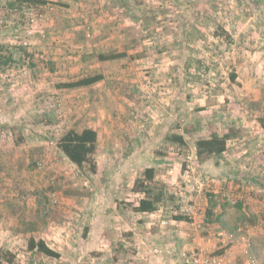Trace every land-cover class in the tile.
Returning <instances> with one entry per match:
<instances>
[{
	"label": "rangeland",
	"instance_id": "rangeland-1",
	"mask_svg": "<svg viewBox=\"0 0 264 264\" xmlns=\"http://www.w3.org/2000/svg\"><path fill=\"white\" fill-rule=\"evenodd\" d=\"M8 1L13 0H0V264H114L120 231L128 233L124 230L138 227L143 220L130 216L133 202L125 200L116 201L126 211L121 216L113 215L107 203L94 208L97 195L107 194L120 175L116 170L110 174L107 160L97 153L94 159L100 161L104 173L93 174L89 165L79 169L71 164L57 147L64 120L60 102H53L56 108L46 105L42 109L37 99L45 97L51 104L55 100L48 96L54 95V86L68 82L71 75L76 79L96 71L93 61L102 51L108 55L113 48L120 49L112 43L117 29L114 6L120 1L46 0L47 4L35 6L19 1L13 8L7 6ZM129 7L124 6L121 18L126 24L127 16L131 17L132 26L121 23V28L126 38H132L137 53L120 67L139 76L130 77L134 81L128 98L132 106L120 126L142 135L144 141L138 142V148L147 143L154 152L152 159L160 161L174 153L175 143L170 140L174 135L185 140L179 148L192 151L197 139L232 125L239 134L250 133L241 124L246 116L264 121V0H136ZM103 37L108 39L106 44L100 43ZM10 53L12 61L7 60ZM164 117L174 120L167 123ZM48 123L55 128L46 129ZM257 126L252 131L255 135L262 130ZM39 130L53 132L49 147L56 171L46 184L51 187L50 196L43 194L49 198L47 212L42 219L35 215L36 221H24L18 217L16 200L28 201L37 194L22 180L23 175L34 174L33 159L22 149L35 135H42ZM126 144L133 145L130 139ZM149 182L145 173H137L133 189L146 191L151 199L160 197L162 214L157 217L162 224L167 220L163 215L172 214L175 204L169 209L170 193ZM129 196L124 199L136 200ZM63 198L72 200L67 218L57 212L60 205L64 208ZM103 207L107 216L101 213ZM24 229L34 235L23 234ZM31 239L44 241L60 256L30 250ZM167 249L155 247L153 252L175 255Z\"/></svg>",
	"mask_w": 264,
	"mask_h": 264
},
{
	"label": "crops",
	"instance_id": "crops-1",
	"mask_svg": "<svg viewBox=\"0 0 264 264\" xmlns=\"http://www.w3.org/2000/svg\"><path fill=\"white\" fill-rule=\"evenodd\" d=\"M119 1L120 4L116 3L114 6L117 16L113 24L117 25V29L113 30L112 43L113 45H120V49L113 48L111 54L124 53V56L105 61L98 58L99 61H93L94 64L92 65H96L94 67L96 71L77 76L76 79L75 75H71L68 77V82L60 84L72 83L92 76H102L100 81L90 86L63 88L60 85L58 87L53 85L52 94L54 95L50 94L48 97L55 101H50L51 104H47L45 97L40 96L37 99L38 106L42 109L46 105H49L50 108L51 106L56 108V103L53 102H60L63 108L64 120L61 122L63 131L59 138L71 129L81 132L89 128L97 132V154L107 160L104 161L108 166L107 171L111 174L116 170V173L120 175V179L114 183L112 189L107 190V194L97 195L94 208L99 210L101 203L103 205L107 203V208L113 210V215L116 216L126 214L123 206L119 207L116 201L133 202L132 206L136 207L139 201L145 198L144 192L135 191L133 188L137 173H145L148 168L155 169L154 179L149 184L154 182L173 196L171 186L161 178L168 168L175 167L183 150L177 144H174L171 149L174 150V153L167 154L163 158L164 160L159 161L154 157L152 159L154 152L151 151V146L143 143L142 147L138 148V142L144 141L142 135L121 128L120 123L126 119L127 111L132 106L128 98H130L131 92L129 88H133L134 81L130 77L139 76V74L134 70L131 71L130 68L123 69L120 67L125 61L134 59L137 53L132 38L129 35L126 38L124 29L121 28V15L126 9L124 6L129 5V9H131L136 0ZM127 17L130 18L128 23L124 24L123 22L122 24L131 28L132 18ZM254 24H251V28L255 27ZM256 26H258V23ZM107 41L108 39L105 38L100 43L106 44ZM121 45H123V49H121ZM102 53L107 55L109 52L102 51ZM39 81L44 83L45 79ZM49 83L51 85V81ZM49 89L51 88L49 87ZM253 103V106H259V103L257 104L255 101ZM251 112H253L252 109ZM162 120L169 123V120L174 119L164 117ZM236 123L239 124V122ZM241 124L248 128L250 133L239 134L231 129V127L234 128V125H232L223 132L219 131L211 134L209 137L213 135L227 136V149L221 157L211 158L204 163L198 161L197 169L202 178L207 179L209 183L208 188L199 197V205L206 218L204 229L197 231L192 224L179 220L180 218L174 216L173 213L163 215L168 220V225L163 226L157 217L162 214V207H158V210L153 213L129 211L128 213H132L130 216L133 215L137 220L143 221H140L138 227L124 230L128 233L123 234V231H120L121 235L119 234V236L121 238H119V243L115 247L118 249H114V255L116 256L114 264H179L182 259L181 251L186 252L194 248L204 249L209 253L218 251V254L223 257L224 264H264V121L253 116H246L241 120ZM255 124L256 126L260 125L262 129L258 135L252 132L258 127ZM254 126L255 128H253ZM45 128L52 130L55 127L48 123ZM39 131L42 135H35L33 141L25 143L28 146L24 144L22 149L23 153H27L29 159H33L34 168L33 177L23 175L22 180H24L26 187H34L36 189L34 194H37L28 201L16 200V206H19L17 207V214L20 215L18 217L24 221H36L35 215H39L42 219V214L47 212L46 206L49 198L44 197L43 194L50 196L47 190L51 187L46 188V184L53 176L51 172L56 171L49 147L53 132ZM128 139L133 144L131 147L126 146ZM125 150H127V154H124ZM59 152L62 153L60 150ZM192 152L196 154V149H193ZM123 157L125 158L124 163H122ZM118 162L120 163L116 166ZM71 164L73 163L71 162ZM96 164L100 173L102 170L100 161ZM40 169L42 172H40ZM102 172L104 173V170ZM19 176L20 174L17 180H20ZM53 179L55 180V177L51 180ZM52 184H54V181H52ZM55 185L63 186L61 182H55ZM207 192L219 195L214 197ZM130 194L136 200L124 199ZM104 196H106L107 202ZM224 197H226L225 200ZM66 199L63 198L64 208L60 205L61 207L59 206L57 212H63L67 218L68 213L72 212V200L69 198L67 202ZM162 201H165V199H162ZM167 204L170 209L173 207L174 200L167 202ZM101 213L105 215L107 209L103 207ZM21 232L26 235L30 233L34 235V232L25 229ZM122 236H130V239L122 238ZM174 245L180 249V254L158 256L153 252L155 247L172 248ZM220 249H223V251L219 253Z\"/></svg>",
	"mask_w": 264,
	"mask_h": 264
},
{
	"label": "trees",
	"instance_id": "trees-1",
	"mask_svg": "<svg viewBox=\"0 0 264 264\" xmlns=\"http://www.w3.org/2000/svg\"><path fill=\"white\" fill-rule=\"evenodd\" d=\"M21 2L22 4H28L31 6L35 5H45L47 4L46 0H13L8 1L7 6L13 8L17 5L16 2ZM2 48V47H1ZM124 56V53H112L110 55L101 54L98 58L102 61L105 60H115ZM2 55L0 54V67H1ZM7 60H13V54L10 53ZM102 79V76H92L88 78H83L81 80L66 83L60 85L63 88H81L90 86ZM232 79L235 80V75H232ZM227 136L220 137L218 135H213L207 138H199L195 142V149L198 161L204 163L211 158L221 157L222 154L227 149ZM172 142L178 146H183L185 140L181 135H174L170 138ZM97 143H98V134L93 129H84L81 132L76 130H68L63 136L59 139L57 143L58 149L79 169H84L86 165L90 166V171L93 174H96L98 171V165L94 159V156L97 153ZM155 175L154 168H148L145 171V177L147 181H153ZM135 191H140L135 189ZM141 192V191H140ZM145 193V198L141 199L134 210L140 213H153L158 210V202L160 197L157 199H151L149 193L142 190ZM171 199L174 200V197L171 196ZM179 220H184L182 217ZM30 250H37L39 253L45 254L50 257L58 258L60 254L52 249H50L44 241H38L31 239L29 242Z\"/></svg>",
	"mask_w": 264,
	"mask_h": 264
},
{
	"label": "built area",
	"instance_id": "built-area-1",
	"mask_svg": "<svg viewBox=\"0 0 264 264\" xmlns=\"http://www.w3.org/2000/svg\"><path fill=\"white\" fill-rule=\"evenodd\" d=\"M197 164V154L183 149L175 167L168 168L161 179L173 190L172 195L175 204L173 214L182 217L184 221L192 224L197 231H201L205 227L206 218L205 213L200 208L199 197L208 188L209 183L200 175ZM162 224L167 225L168 221L164 220ZM167 250L180 254V249L175 245ZM181 257L179 264H224L223 257L218 254V251L209 253L204 249L194 248L186 252L181 251Z\"/></svg>",
	"mask_w": 264,
	"mask_h": 264
}]
</instances>
